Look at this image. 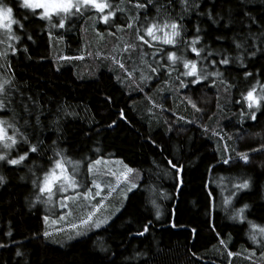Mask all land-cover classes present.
Instances as JSON below:
<instances>
[{
    "label": "trees",
    "instance_id": "trees-1",
    "mask_svg": "<svg viewBox=\"0 0 264 264\" xmlns=\"http://www.w3.org/2000/svg\"><path fill=\"white\" fill-rule=\"evenodd\" d=\"M5 2L23 28L13 25L19 40L0 65V82L10 81L0 117L38 152L17 166L0 162V244L8 245L0 248V264H264V238L253 243L248 223L264 227V103L252 120L242 98L253 87L261 95L264 87V51L249 55L253 37L257 48L264 47V0H195L198 8L187 10L180 0H110L123 9L114 25L87 7L64 20V28L55 27L57 18H41L40 10L21 8L20 0ZM172 20L183 25L175 47L144 31ZM197 26L201 58L184 44ZM168 51L175 52V63L166 59ZM224 55L231 58L228 65L211 63ZM181 56L196 60L199 74L220 75L189 84L193 78L182 75ZM181 81L186 87H179ZM27 148L18 141L10 157ZM237 153H247L249 162L236 159ZM227 157L233 161L222 164ZM56 160L80 163L94 182L99 162L113 160L131 169L130 186L137 187L109 200L107 224L100 228L73 227V217L67 226L55 225L44 219L43 200L30 205L43 196L32 181L39 184ZM168 161L181 168L179 177ZM239 178H248L250 187L225 204ZM152 201L159 205L158 219ZM244 204L250 206L246 219L233 218ZM146 224L148 231L137 236Z\"/></svg>",
    "mask_w": 264,
    "mask_h": 264
},
{
    "label": "snow or ice",
    "instance_id": "snow-or-ice-1",
    "mask_svg": "<svg viewBox=\"0 0 264 264\" xmlns=\"http://www.w3.org/2000/svg\"><path fill=\"white\" fill-rule=\"evenodd\" d=\"M146 2L151 3V0H146ZM69 3L71 7L65 10V14H69V15L74 14L72 13L73 9L76 10V13H80L83 7H91V8H94L97 13H99V16H98L99 21H102L105 25H109V26L114 25L115 22L113 20V17H115L116 12L123 11V9H120V8H117L111 5L108 2V0H104L103 7H98V0H69ZM180 3H181V6L185 8V10H187L189 6L198 8V4L195 3V0H193V3L191 5H189L188 0H180ZM19 6L23 9H27L28 7L27 4H24L23 6H21L20 4ZM137 7L142 8L144 7V5L138 4ZM9 10L11 11L12 8H10ZM32 11L34 14L35 9H33ZM208 16H209V19H212L211 12L208 13ZM244 16L249 19H252L247 12L244 13ZM40 17L50 19L51 14L44 13L40 15ZM64 20H65V17L62 16L60 18L59 24L55 25V27L64 28L65 27ZM212 22L215 24L216 20H212ZM253 22L255 21L253 20ZM16 25L21 29L23 28V26L20 25V23ZM127 26L131 27V22H127ZM225 26L227 27V24ZM182 29H183L182 24H178L174 20H172L171 22H165L162 25L161 24H149L145 27L144 31L146 32L147 36L151 37L153 41H162L163 44L165 45H171L175 47L177 45V39L181 36ZM7 31L9 33L8 36L10 40H19V37L14 36L12 34V29H8ZM157 32H162V35H157L156 34ZM200 32H201V29L197 26L195 28V35L191 39V41H184L186 48L190 50L191 53H193L197 58H201V51H202V48L196 47V45L201 44L202 38L200 36ZM249 35L251 36V33H249ZM28 39L30 40L31 37L29 36ZM137 39L143 41L144 35L138 34ZM217 39H219V37ZM144 42L147 43V41H144ZM233 43L235 44V47L237 49H240L242 47V45L240 43H237L235 40L233 41ZM11 50L13 54L16 51L15 47H12ZM22 50L27 51L26 49H22ZM256 51H264V47L257 48L255 46V37H253V51L249 53V55H254ZM3 55L4 53H0V56H3ZM153 55H155V53H153ZM165 55H166V59L173 63H175L176 60L178 59L175 55V52L173 51H168ZM208 56L211 57L212 52H209ZM179 59L183 61V67L184 69L187 70L183 72L182 75L193 78L189 81V84H197L201 80H207L209 76H219L220 75L219 72H212V73L205 72L203 74H199L197 71L196 60H183L182 56L179 57ZM230 60H231L230 57H228L227 55H224L218 61L213 60L211 61V63L212 64L219 63L221 65H228L230 63ZM236 60H242V58L238 56L236 57ZM157 64L159 65V61H157ZM120 67L123 68L124 65H120ZM156 71H157V68L155 67L151 68V72L155 73ZM250 75L251 73H248V72L244 73V76L246 78ZM5 85L10 86V81L5 79L2 82H0V110L7 107V101L5 99L7 90L5 88ZM179 87L184 88L186 87V85L183 81H181ZM255 91L256 89L255 87H253L252 89L248 90L247 93L244 94L242 97L247 102L248 109L252 110L248 113V117H247L252 120L256 119V112L260 109L261 104L264 103V87H261V90H260L262 93L261 95H256ZM189 103H191V101H189ZM192 107L196 108V105L192 104ZM120 115L121 117H123L124 115L123 112H121ZM244 118L245 116H244V113L242 112L241 119L243 120ZM181 119L183 118L181 117ZM9 129H11V134H9ZM256 135H259V133H257ZM18 141H22L25 145L28 146L27 151L23 152L22 154L18 153L15 158H11L7 151L0 152V162H2L3 164L9 165V166H17V165H20L29 156L30 153L38 152V146L31 144L28 138L23 133H20L19 130L13 124L9 123L6 120L0 119V147H2L5 150H11L18 144ZM259 150H264V146H261V149ZM252 151H257V149H253ZM56 155L59 156L60 153L56 152ZM236 159L242 160L245 163L249 162V156L247 153H237ZM232 161H233V157H227V158L222 159V161L220 162L224 165H229ZM98 162L99 161H96L94 163H98ZM168 164H169L170 169L174 170L176 176L179 177L181 168L178 167L177 164L172 163L171 161H168ZM57 169L59 171H57ZM88 171H91V165H89ZM128 171H131V169H128ZM165 175H167V171H165ZM53 177H55V179H53ZM239 180L240 182L233 183L232 187L234 191L231 193V196L229 198L225 199L224 201L225 204L230 203L231 197L236 196L239 191L248 189L250 187V181L248 178H239ZM57 181L61 182L60 189H59V191L61 192H64L66 188H77L78 187L77 184L74 181H72L70 177L66 174L64 165L61 163V161L56 160L54 168H52L48 172H45L43 180L40 181L39 184L37 180L35 179L32 181L33 187L38 186L40 193H47V199L43 200L42 201L43 203L45 204L51 203L53 188L56 185ZM4 182H5L4 177L0 176V184H3ZM99 187L100 185L98 184L95 185L96 189H99ZM135 187H137V185L132 184L128 190L131 191L132 188H135ZM84 195L87 196L88 193L85 192ZM37 201H41V197L39 195L36 197V200L33 201L32 205L30 206H34ZM151 203L153 204V207L155 209V217L158 219L161 215L159 205H156L155 201H152ZM61 206L62 207L64 206L63 201L61 202ZM249 207L250 206L248 204H244L241 208L235 210L233 218L240 219V220L246 219V217L244 216V212ZM44 219L45 221H47L48 217L45 216ZM82 223H87V221H82ZM248 223H249L250 229L252 230L250 239L252 240L253 243H259V241H257V236L259 235L262 238H264V227H260L254 224L252 221H248ZM104 224H107V219L103 221H99V222L94 221L90 225V227L100 228ZM172 226L175 227L176 225L172 224ZM147 231H148V225L146 224L143 226V231L137 232L136 235L143 236L144 233ZM81 234L82 233L77 232V235H81ZM5 235L10 237L11 232L5 233ZM43 236L45 238H48L49 233L45 231L43 233ZM13 243H19V242H13ZM220 243L223 244V241H220ZM7 246L8 245L0 244V248L7 247ZM21 255L22 253L19 251V249H17L16 256H21ZM229 255H232V253H229Z\"/></svg>",
    "mask_w": 264,
    "mask_h": 264
},
{
    "label": "rangeland",
    "instance_id": "rangeland-1",
    "mask_svg": "<svg viewBox=\"0 0 264 264\" xmlns=\"http://www.w3.org/2000/svg\"><path fill=\"white\" fill-rule=\"evenodd\" d=\"M108 2L112 5L110 0H108ZM83 8L87 10V7ZM40 11L42 12V9H40ZM75 11V9L72 10V13H74L72 15L61 14V16H57L56 14H52L51 17H54L50 18L49 21L53 18L60 20L62 16L65 17V20H68L69 17L75 15ZM13 42L14 40H10L9 36L5 35V30H0V53H4L3 56H0V65L5 60L8 54L7 52H9V48ZM1 75L2 72L0 71V78ZM0 119L11 123L8 119L2 117H0ZM9 134H11V129H9ZM14 148L11 150H5L0 147V152L7 151L10 156ZM114 162L115 161L113 160H101L99 162L102 163V167L98 168L96 171L97 173L94 174L96 175L95 182L93 179H87V177L83 176L84 169L80 163L73 161L62 162L66 174L77 184L78 187L66 188L64 192H61L59 191L61 182H56V185L53 188L51 203H43L47 211V220L52 221L55 225L63 224L64 226H67V221L73 217L75 222L72 225L75 227L80 226L81 230L85 231L88 228H92L90 225L94 221L99 222L107 219L106 216L108 215L106 213L104 214V211L108 207L109 200L112 199L118 191H122V193H124V191L126 192L130 187V181L135 179L134 175L128 171V169L120 164H114ZM57 171L59 170L57 169ZM97 184L100 185L99 189L95 188V185ZM89 187H91L92 191H88ZM85 192L88 193L87 196L84 195ZM103 193H105L104 196H102ZM42 195L41 200H46L47 193H42ZM62 201L64 205L63 207L61 206ZM73 202L76 203L73 206L74 208L70 206V203ZM82 221H87V223H82Z\"/></svg>",
    "mask_w": 264,
    "mask_h": 264
},
{
    "label": "clouds",
    "instance_id": "clouds-1",
    "mask_svg": "<svg viewBox=\"0 0 264 264\" xmlns=\"http://www.w3.org/2000/svg\"><path fill=\"white\" fill-rule=\"evenodd\" d=\"M20 4L21 6L27 4L28 10L42 9L39 15L50 13L51 15L56 14L57 16H61V14H65L66 9L71 7L69 0H20ZM103 6L104 0H98V7ZM10 8L12 7L5 0H0V30H5V35H9L7 30L13 29V25L19 23V20L14 17L13 9L10 11Z\"/></svg>",
    "mask_w": 264,
    "mask_h": 264
}]
</instances>
